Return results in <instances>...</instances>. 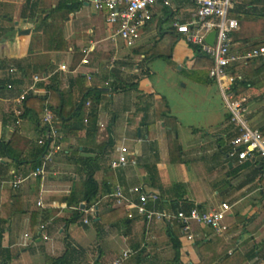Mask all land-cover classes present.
<instances>
[{"label": "crops", "instance_id": "obj_1", "mask_svg": "<svg viewBox=\"0 0 264 264\" xmlns=\"http://www.w3.org/2000/svg\"><path fill=\"white\" fill-rule=\"evenodd\" d=\"M253 1L237 0L234 6L240 22L233 19L238 29L232 41L238 52L264 42V19L242 14L254 8L263 12ZM169 3V12L161 5L151 11L150 24L129 49L119 39L112 42L113 29L104 15L78 0H0V181L34 170L45 106L56 120L62 149L44 177L28 179L16 190L0 185V264H97L103 254L107 264L127 249L132 255L122 264H162L164 245L172 247L167 232L181 244V264H264V172L257 163L227 156L228 142L236 135L230 115L214 82L189 79L192 51L172 27L187 20L192 0ZM253 23L260 32L254 42L246 27ZM170 30L178 40L169 60L145 61L139 52ZM261 64L251 61V69ZM236 75L241 81L233 88L234 102L241 103L248 125L264 135V72L244 89L239 86L247 81L244 73ZM35 76L48 83L35 84ZM50 81L63 98L64 120L48 105ZM33 87L26 98L41 99L42 110L34 118L23 105L18 124L16 101ZM90 89L94 91L76 118L73 111ZM161 99L166 117L175 120L170 126L154 106ZM91 106L95 126L87 119ZM93 126L95 132L87 134ZM75 129L80 130L71 132ZM120 147L130 161L112 170L109 163ZM89 176L95 195L87 202ZM115 185L124 192L139 185L155 194L158 199L148 204L153 210L226 203L231 207L227 229L219 234L196 229L192 243L157 222L144 233L135 212L128 218L123 206L108 199ZM94 203V216L78 210Z\"/></svg>", "mask_w": 264, "mask_h": 264}, {"label": "built area", "instance_id": "obj_2", "mask_svg": "<svg viewBox=\"0 0 264 264\" xmlns=\"http://www.w3.org/2000/svg\"><path fill=\"white\" fill-rule=\"evenodd\" d=\"M81 4L89 6L94 12L104 15L106 25L113 29L112 42L118 39L126 48H135L141 39L142 32L150 24L151 11L159 5L168 8L169 0H78ZM194 9L183 23L175 22L172 27L180 34L187 45L199 47L205 55L211 59V67L208 77L212 80L226 106L230 123L233 125L236 135L228 142L227 156L236 159L239 163L251 161L262 165L264 172V135L260 131L251 128L245 118V110L240 102L233 100V88L241 81L240 77L232 74L231 69L237 65H244L251 61L264 63V45L251 50L238 52L234 50L232 36L237 33V23L228 17L229 11L234 9L237 0H192ZM215 32L213 45L205 42L206 36ZM83 59L81 63H85ZM58 70L64 72L63 66ZM12 72V71H11ZM48 83V78L34 77V83ZM13 87L10 85L9 89ZM35 92V87L20 95L17 104L18 124L22 114V106L25 98ZM87 105V103H85ZM41 124L45 129L44 135L37 141L38 147L44 149L40 163L27 176L12 173L8 180L0 181V185L8 184L12 189H17L28 179L44 177L48 164L53 156L62 153L60 134L50 109L45 106L40 116ZM116 157L109 163L112 170L121 168L129 163V158L124 148L116 150ZM110 202L117 207H124L127 217H134V212L141 217L144 224V233H147L152 223H160L168 229H176L181 239L192 243L193 225L208 228L213 233L219 234L227 229L225 219L230 213L231 207L221 202L216 208L192 207L189 210L178 209L176 211L153 210L148 208L149 202H155L158 198L153 193H147L139 185L127 188L115 185L107 196ZM39 205H43L38 201ZM96 203L81 210L88 216H94L97 212ZM82 221L87 222L86 218ZM44 228V226H41ZM43 238H46L44 235ZM132 255V251L123 250L120 257L107 264H122Z\"/></svg>", "mask_w": 264, "mask_h": 264}, {"label": "trees", "instance_id": "obj_3", "mask_svg": "<svg viewBox=\"0 0 264 264\" xmlns=\"http://www.w3.org/2000/svg\"><path fill=\"white\" fill-rule=\"evenodd\" d=\"M252 5L254 6H260L261 8L264 9V0H254ZM257 8H254L251 11H245L244 13H242L245 16H253L255 18H263L264 19V10L262 13H259L257 11ZM241 15V14H240ZM242 16V15H241ZM228 17L230 19H236L237 22H240L239 19V15L237 10L235 11V9L229 11L228 13ZM246 18V17H245ZM236 22V23H237ZM238 25V24H237ZM178 40V37L174 35V33L172 32V30H170L169 32L162 34L161 36H159V40L153 45V47H146L144 49H142L139 53L140 55H142L145 59V61L147 60H151V59H165V60H169V55L170 52L172 51V47L175 44V42ZM264 45V42H257V43H251V44H247L246 46L243 47V51H247V50H251L255 47ZM189 49L192 51V55H193V59H194V63H193V68L192 71L190 73L189 79L195 83H199V82H213L212 80L209 79L208 77V70L211 67V59L205 55L203 52H201L202 50L197 47V46H192L189 45ZM242 72L244 73L247 81H244L243 83L239 84V86L241 88H247L249 86H251L254 82V80H256L259 75L264 72V63H262L257 69L252 70L251 69V62H247L244 65H237L234 66L231 69L232 74H236V72ZM47 91L49 92V99H48V105L49 107L52 109V112L54 114V116L61 118L62 120H64V117H62L63 115L61 114V110L63 108V98L61 97L60 92L58 90V88L56 87L55 83H52V81H50V83L47 85ZM94 90H85V94L82 95V98L80 99L79 103L77 104V107L75 109V111H73V116H75L76 118L78 116L81 115V110L83 105L86 103L87 100V96ZM24 108L30 112L32 114V116L34 118H36L38 116V114L41 112L42 110V106H43V101L41 99L38 98H25L24 102H23ZM155 108L162 109L160 116L162 118H164V120L167 123V126H170V122H175V120L173 118L170 117H166L165 113H167V106L166 103L161 99L158 102L154 103ZM95 107L91 106L87 119L88 122H90V124H93L95 126ZM94 126L91 129H87V134L90 132V134H93L95 132V128ZM80 130V129H78ZM78 130H71V132H78ZM175 131V130H174ZM42 134H44L45 129H41ZM70 132V131H69ZM39 152L37 153V158H36V164L38 165L40 163V158L44 152V149L39 148ZM37 165L35 166V168L37 167ZM259 168H262L261 164H258ZM86 183L90 184V191L86 190L85 193V199L87 202H89L95 195V190H94V184L92 182L91 176H89L86 180ZM197 205L194 206H190L188 208L185 209H181V210H189L192 207H195ZM200 207V206H197ZM122 210V209H119ZM167 235L170 239V242H172V248L175 251V256L173 258V260H171L172 264H177L179 263V259H180V249H181V244L177 239L176 234L174 233H169L167 232Z\"/></svg>", "mask_w": 264, "mask_h": 264}, {"label": "rangeland", "instance_id": "obj_4", "mask_svg": "<svg viewBox=\"0 0 264 264\" xmlns=\"http://www.w3.org/2000/svg\"><path fill=\"white\" fill-rule=\"evenodd\" d=\"M166 12H169V8H166V10H165ZM253 17V16H252ZM243 19V18H242ZM253 20H256V19H253ZM166 25L167 24H169V23H165ZM258 23H253V24H249V26L247 25L246 27H247V31L249 32V35H250V40H252L253 42L254 41H256V40H258V38L260 39V32H258V25H257ZM165 25V26H166ZM164 27V26H163ZM165 61L166 60H164L163 62L165 63ZM191 88H193V87H191V85H189V87H188V89H191ZM221 97V96H220ZM220 100H221V105L223 106V108H225L226 109V106H225V104H224V102H223V100H222V98H220ZM234 101H235V99L233 98V100H231V102H230V104H232V103H234ZM226 113L228 114V112H227V110H226ZM135 214V213H134ZM140 219H141V217H140ZM201 227H198V226H195V225H193L192 227H191V229H192V231H194V230H196V229H200ZM96 243L97 244H99L100 245V242H97L96 241ZM165 247H164V249H163V255H164V257H162V259H160V261H161V263L162 264H164L165 263V261H170V260H173V258H174V256H175V251H174V249H171L172 247L170 246V244H168V243H166V245H164ZM208 247V248H207ZM209 247L211 248V245L209 244V245H207L206 247H205V249L204 250H206V249H209ZM101 252H102V250H101ZM236 256V255H235ZM107 261H109L108 260V257H107V255H102V257H101V259L98 261V263L97 264H103V263H105V262H107ZM159 261V262H160ZM189 261V260H188ZM178 264V263H177ZM179 264H181V262L179 263ZM185 264H188V262H186Z\"/></svg>", "mask_w": 264, "mask_h": 264}, {"label": "water", "instance_id": "obj_5", "mask_svg": "<svg viewBox=\"0 0 264 264\" xmlns=\"http://www.w3.org/2000/svg\"><path fill=\"white\" fill-rule=\"evenodd\" d=\"M29 32H23L21 33L20 35H28ZM214 38H215V32H211L209 33L206 38H205V42L208 44V45H213V42H214Z\"/></svg>", "mask_w": 264, "mask_h": 264}]
</instances>
